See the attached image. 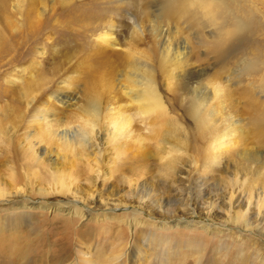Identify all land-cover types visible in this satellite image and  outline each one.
<instances>
[{"label":"rangeland","instance_id":"374dc122","mask_svg":"<svg viewBox=\"0 0 264 264\" xmlns=\"http://www.w3.org/2000/svg\"><path fill=\"white\" fill-rule=\"evenodd\" d=\"M0 247L264 264V0H0Z\"/></svg>","mask_w":264,"mask_h":264},{"label":"bare ground","instance_id":"6f19581e","mask_svg":"<svg viewBox=\"0 0 264 264\" xmlns=\"http://www.w3.org/2000/svg\"><path fill=\"white\" fill-rule=\"evenodd\" d=\"M109 38L107 37V38H105V40H108ZM151 95V97H150V104H151V106H153V107H156V109H158V108H160L161 109V106H158L159 104L157 103V101H156V98L154 97V96H152V94H150ZM149 104V105H150ZM153 109V108H152ZM151 109V110H152ZM156 109L154 110L153 109V113H155L156 112ZM119 110V109H118ZM39 111H42L43 112V109L41 108V109H39ZM155 111V112H154ZM159 111V110H158ZM157 111V112H158ZM149 112V111H148ZM151 112V111H150ZM156 112V113H157ZM159 113V112H158ZM38 114H40V113H38ZM157 115V114H156ZM41 116V115H40ZM36 118H37V116H36ZM38 119V118H37ZM109 121H110V123H111V126H112V129H113V131H112V133L115 131L116 133H118V134H123V132L122 131H124V129L125 130H127V126H128V118L126 117V116H124V115H122L121 113H119L118 111H114V113L113 114H111L110 116H109ZM86 126V125H85ZM84 128V127H83ZM82 128V129H83ZM41 131V130H40ZM43 131H44V129H43ZM125 132V131H124ZM67 142V141H66ZM68 143H70V142H68ZM66 144V143H65ZM67 146V145H66ZM72 147H73V145H72ZM30 152V151H29ZM32 157V156H31ZM59 241V242H58ZM57 242L59 243V244H61L60 245V249H61V251H62V255L61 256H58V257H55L56 258V262L58 261V260H60L61 261V259L62 260H65V257L67 256V244H62V242L60 241V240H58ZM57 243V244H58ZM5 244V243H4ZM25 244V243H24ZM8 245V244H7ZM64 245V246H63ZM9 246V245H8ZM8 249V248H7ZM13 250V249H12ZM12 250H10V253L12 252ZM24 250V249H23ZM5 251H6V253H7V250H5L3 247L1 248L0 247V253H3L4 252V255L5 256H8L6 253H5ZM16 250H14V252H15ZM20 251V250H19ZM12 254V253H11ZM19 256V255H18ZM118 258H120V257H117V256H114L112 259L115 261V259H118ZM83 261V264H98V262L97 261H95V262H90V261H88V260H82ZM105 262H107V263H109L111 260L110 259H106V260H104ZM113 261V262H114ZM64 263V262H63ZM111 263V262H110ZM75 264V263H74Z\"/></svg>","mask_w":264,"mask_h":264}]
</instances>
